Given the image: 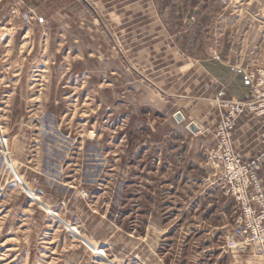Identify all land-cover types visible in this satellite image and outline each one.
<instances>
[{
	"label": "rangeland",
	"instance_id": "1",
	"mask_svg": "<svg viewBox=\"0 0 264 264\" xmlns=\"http://www.w3.org/2000/svg\"><path fill=\"white\" fill-rule=\"evenodd\" d=\"M232 1L215 35L221 0H0V264L242 263L205 153L264 62V0Z\"/></svg>",
	"mask_w": 264,
	"mask_h": 264
},
{
	"label": "built area",
	"instance_id": "2",
	"mask_svg": "<svg viewBox=\"0 0 264 264\" xmlns=\"http://www.w3.org/2000/svg\"><path fill=\"white\" fill-rule=\"evenodd\" d=\"M221 1L224 5L230 3ZM245 77L250 85L246 100L225 99L223 91L217 95L218 106L223 111L215 126L214 143L206 151V160L235 204L231 232L224 246L230 252L252 250L264 264V188L259 177L264 165V62ZM245 111L260 117L262 125L260 148L248 158L240 155L233 143L237 120Z\"/></svg>",
	"mask_w": 264,
	"mask_h": 264
},
{
	"label": "crops",
	"instance_id": "3",
	"mask_svg": "<svg viewBox=\"0 0 264 264\" xmlns=\"http://www.w3.org/2000/svg\"><path fill=\"white\" fill-rule=\"evenodd\" d=\"M230 1H232V0H230ZM233 1H232L233 3H237V1L236 2H235V0H233ZM233 5L231 6V4H229L228 6L223 7L224 11H226V14L219 16L221 18V23L217 26L215 25V35H220V34H223L224 32L231 33L235 30V28H236L235 23L232 21L235 19V8L236 7H233ZM218 21H219V19H218ZM256 29H258V31H260L261 28L257 27ZM220 53H221L220 50L218 48H215V56L218 57V59L215 58V64L219 63L220 65L228 66V67L232 68L233 67L232 65L235 63V60L231 59L227 55L228 57L226 56V59H225V56H224V58H222V61H221V56H220L221 54ZM235 55H236V53L234 54V56ZM208 61H210V60H208ZM202 63H203V65H202L203 67L208 66L210 64L209 62H205V61H203ZM203 71L205 72V74L209 78L214 79L216 82H220L223 80L222 78L219 77V75H216L215 73L210 72V70L208 71V70H205L203 68ZM233 79H234V77L232 78V80ZM226 82L229 83L230 81H226ZM223 92L224 93L228 92L229 94H227V95L229 97H233L230 89H227L226 91H223ZM233 98L240 99V98H242V96L240 97L239 95H237V96L234 95ZM213 110H214V108H213ZM214 111L211 114L213 117V120H215V112ZM203 129H204L203 126L199 125V127H197L196 132L197 133L203 132ZM261 131H262V125H261L260 117H258L253 112L245 111L242 115L239 116V118L237 120L236 127L233 131V143H234L236 151L240 155H242L244 158H248L249 156L256 154V152L260 148ZM213 143L214 142L212 140L210 142V145L208 147H206L205 150L207 151V149L209 147H211L213 145ZM206 151H205V153H206ZM259 173H260L262 185L264 187V165L262 166ZM234 205L231 207V210H227V215L231 216V218L233 215ZM215 212H217L218 214L219 213L224 214L223 210L221 212V210L215 209ZM218 214H216V215H218ZM223 226H224L223 223L221 226L220 220L216 218L215 228L223 227ZM234 254H236L234 256H238V259L242 262V263L238 262L239 264H263L261 259L252 250H245L243 252H234Z\"/></svg>",
	"mask_w": 264,
	"mask_h": 264
},
{
	"label": "water",
	"instance_id": "4",
	"mask_svg": "<svg viewBox=\"0 0 264 264\" xmlns=\"http://www.w3.org/2000/svg\"><path fill=\"white\" fill-rule=\"evenodd\" d=\"M191 129H192L193 132H196L197 131V126L195 124H192Z\"/></svg>",
	"mask_w": 264,
	"mask_h": 264
}]
</instances>
